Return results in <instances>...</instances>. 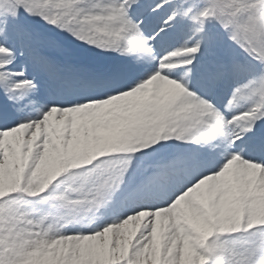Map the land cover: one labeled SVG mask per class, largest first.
Instances as JSON below:
<instances>
[{"label": "snow or ice", "instance_id": "1", "mask_svg": "<svg viewBox=\"0 0 264 264\" xmlns=\"http://www.w3.org/2000/svg\"><path fill=\"white\" fill-rule=\"evenodd\" d=\"M0 264H264V0H0Z\"/></svg>", "mask_w": 264, "mask_h": 264}]
</instances>
